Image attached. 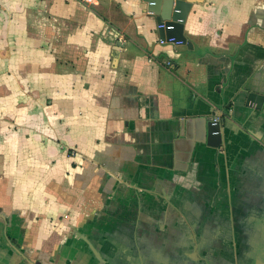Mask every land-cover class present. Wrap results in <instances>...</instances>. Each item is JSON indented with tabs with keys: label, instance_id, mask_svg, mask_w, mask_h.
Listing matches in <instances>:
<instances>
[{
	"label": "crops",
	"instance_id": "0c3cea01",
	"mask_svg": "<svg viewBox=\"0 0 264 264\" xmlns=\"http://www.w3.org/2000/svg\"><path fill=\"white\" fill-rule=\"evenodd\" d=\"M162 1L0 0V264H264V0Z\"/></svg>",
	"mask_w": 264,
	"mask_h": 264
},
{
	"label": "water",
	"instance_id": "95a60500",
	"mask_svg": "<svg viewBox=\"0 0 264 264\" xmlns=\"http://www.w3.org/2000/svg\"><path fill=\"white\" fill-rule=\"evenodd\" d=\"M166 6L165 13H157L156 20L159 28V39L168 40L173 38V42H180L181 45L190 46V42L184 35V25L187 15L191 8V2L188 0H163ZM157 11V10H153ZM257 103V108H261V101L264 102V96L250 93L247 102ZM206 123L205 137L203 142L210 146H219L221 144V122L214 117L202 119Z\"/></svg>",
	"mask_w": 264,
	"mask_h": 264
},
{
	"label": "built area",
	"instance_id": "2783aa9c",
	"mask_svg": "<svg viewBox=\"0 0 264 264\" xmlns=\"http://www.w3.org/2000/svg\"><path fill=\"white\" fill-rule=\"evenodd\" d=\"M82 1H84L86 3H92L93 2V0H82ZM162 27H164V26L163 25H158V29L162 28ZM158 41H159L160 44L173 43V44L178 45V46L181 45L180 42H173V38H170L168 40L158 39Z\"/></svg>",
	"mask_w": 264,
	"mask_h": 264
}]
</instances>
